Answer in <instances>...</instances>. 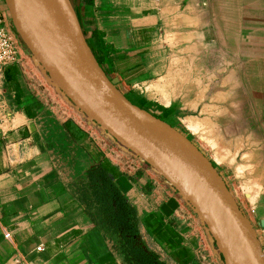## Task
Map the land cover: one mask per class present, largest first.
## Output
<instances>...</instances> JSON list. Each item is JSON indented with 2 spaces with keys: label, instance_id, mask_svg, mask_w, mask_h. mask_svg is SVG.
<instances>
[{
  "label": "crops",
  "instance_id": "0c3cea01",
  "mask_svg": "<svg viewBox=\"0 0 264 264\" xmlns=\"http://www.w3.org/2000/svg\"><path fill=\"white\" fill-rule=\"evenodd\" d=\"M65 1L92 54L137 108L154 115L156 105L141 106L136 90L167 72L155 88L189 87L188 78L175 76L189 72V60H173L175 50L204 49L205 0ZM0 11L14 31L6 0ZM225 32L217 29L222 50L230 39ZM18 53L29 54L22 42ZM47 88L16 66L0 80V264H131L120 235L85 204L89 173L106 163L138 232L164 250L166 264H225L205 219L174 184L98 126L86 128L85 117ZM159 93L166 105L177 102L175 96L168 104Z\"/></svg>",
  "mask_w": 264,
  "mask_h": 264
},
{
  "label": "rangeland",
  "instance_id": "374dc122",
  "mask_svg": "<svg viewBox=\"0 0 264 264\" xmlns=\"http://www.w3.org/2000/svg\"><path fill=\"white\" fill-rule=\"evenodd\" d=\"M203 6L204 49L175 50L173 60H189L188 73L175 70L179 81L189 79V87L178 88L185 83L169 82L155 88L167 81V72L136 92L143 96L141 106L147 108L148 102L156 105L157 113L152 116L156 121L149 120L151 128L209 167L246 215L264 251V215L259 211L264 209V0H205ZM11 25L21 44L12 20ZM218 28L226 29V38H230L226 50H222ZM200 57L205 63L202 67L197 63ZM31 58V54L23 55L24 60ZM35 74L47 88L38 71ZM224 77L228 78L225 83ZM47 89L55 94L52 88ZM158 91L169 94L165 98L169 103L175 96L177 102L166 105ZM192 122L199 125L197 132L191 128ZM257 187L260 193L253 200L251 194Z\"/></svg>",
  "mask_w": 264,
  "mask_h": 264
},
{
  "label": "water",
  "instance_id": "95a60500",
  "mask_svg": "<svg viewBox=\"0 0 264 264\" xmlns=\"http://www.w3.org/2000/svg\"><path fill=\"white\" fill-rule=\"evenodd\" d=\"M6 2L16 33L57 93L93 125L124 145L126 151L132 150L158 170L193 203L209 226L196 203L182 188L207 208L234 236L247 264H264L261 243L235 199L203 161L151 128L149 120L156 119L137 108L101 68L83 39L66 1L64 3L84 51L68 44L57 48L45 34L30 0ZM219 248L228 263L220 245Z\"/></svg>",
  "mask_w": 264,
  "mask_h": 264
},
{
  "label": "trees",
  "instance_id": "16d2710c",
  "mask_svg": "<svg viewBox=\"0 0 264 264\" xmlns=\"http://www.w3.org/2000/svg\"><path fill=\"white\" fill-rule=\"evenodd\" d=\"M95 59L104 70L102 59ZM113 171L111 164L106 163L89 173L84 194L86 206L97 209L109 227L120 235L127 260L131 264H161L156 255L141 245L134 210L115 184Z\"/></svg>",
  "mask_w": 264,
  "mask_h": 264
},
{
  "label": "bare ground",
  "instance_id": "6f19581e",
  "mask_svg": "<svg viewBox=\"0 0 264 264\" xmlns=\"http://www.w3.org/2000/svg\"><path fill=\"white\" fill-rule=\"evenodd\" d=\"M30 3H31V7H32V10H33L35 16L37 17L40 25L42 26L43 30L45 31V34L51 39V41H53V43L56 45L57 48H60L61 45L63 46V44H68V45H73L77 49L84 51L83 45L81 44V42L79 41V39L76 35L74 26L72 24L71 17H70L69 12L66 8L64 0H30ZM226 78L227 77H225L224 79H226ZM168 95L169 94H167V96H166L164 94V98H167ZM167 103H169V100H167ZM194 123L195 122H192L190 124V126L195 132H197L199 125L194 124ZM217 156H219V155H217ZM219 157H221V156H219ZM249 158H251V157H249ZM220 159H222V158H220ZM251 166H253V165H251ZM261 176L262 175L260 174V177ZM260 179L261 178H259V180ZM182 190L185 192V194L190 199H192L196 203L197 207L200 209V211L203 213V215L207 219L208 224H209L215 238L218 240L219 245L221 246L223 252L227 256L228 263L229 264H247V260L245 258V255H244L242 248L240 247V245L238 244V242L236 241L234 236L220 222V220L217 219L199 201H197L189 192H187L183 188H182ZM258 193H260L259 187H257L255 192L253 194H251V196L253 197L252 198L253 200L255 197H257Z\"/></svg>",
  "mask_w": 264,
  "mask_h": 264
},
{
  "label": "built area",
  "instance_id": "2783aa9c",
  "mask_svg": "<svg viewBox=\"0 0 264 264\" xmlns=\"http://www.w3.org/2000/svg\"><path fill=\"white\" fill-rule=\"evenodd\" d=\"M19 41L16 38L14 31L11 29L7 23V18L3 12L0 11V80L2 79L5 71L12 67L16 66L22 74L35 86H42L40 81H37L35 70L43 77L45 83L50 85L55 91V87L52 85L51 81L43 73L42 69L34 62L33 57L28 60H24L23 56H20L18 53ZM30 55V54H28ZM34 73V74H33ZM43 87V86H42ZM57 92V91H56ZM59 94V93H58ZM86 121L84 126L89 128V124L92 122L85 118ZM5 238L10 239V234L7 233ZM138 239L141 245L149 252L157 256L161 264H166L167 255L164 250L156 245H154L149 239L148 235L144 232H141V229L138 232ZM40 250V248H39ZM25 264V263H20Z\"/></svg>",
  "mask_w": 264,
  "mask_h": 264
}]
</instances>
